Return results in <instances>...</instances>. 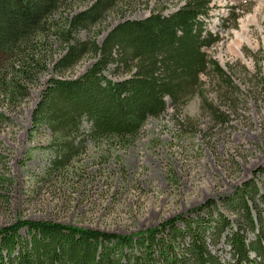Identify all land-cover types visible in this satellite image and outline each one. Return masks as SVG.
<instances>
[{
	"label": "rangeland",
	"instance_id": "374dc122",
	"mask_svg": "<svg viewBox=\"0 0 264 264\" xmlns=\"http://www.w3.org/2000/svg\"><path fill=\"white\" fill-rule=\"evenodd\" d=\"M210 1L206 28L220 42L208 53L237 87H222L221 79L209 72L202 81V97H192L178 113L168 108L163 116L149 119L127 149L89 143L69 168L48 174L52 134L46 127L35 128L32 119L42 90L55 76L53 62L26 99L11 109L0 99V111L9 118L0 121V228L19 220L44 221L136 239L179 217L208 218L205 208L214 203L218 210L212 207L213 217L219 219L220 212L231 228L220 233L206 227L200 233L211 255L231 261L226 237L245 225L241 191L255 184L249 200L252 214H257L255 205L264 208V0ZM94 2L69 0L53 23L64 27ZM183 2L122 0L103 22L77 37L102 44L119 22L144 20L162 8L170 15ZM54 32L52 28L45 53L47 59L54 55L55 62L62 52ZM93 63L88 56L64 77H80ZM115 70L110 66L106 76L113 81L126 78L123 70ZM81 129L88 133L90 125L85 122ZM200 207L199 214L192 212ZM177 227L186 229L181 221ZM243 227L247 242L253 241L249 225Z\"/></svg>",
	"mask_w": 264,
	"mask_h": 264
},
{
	"label": "trees",
	"instance_id": "16d2710c",
	"mask_svg": "<svg viewBox=\"0 0 264 264\" xmlns=\"http://www.w3.org/2000/svg\"><path fill=\"white\" fill-rule=\"evenodd\" d=\"M121 1L95 0L59 27L53 23L54 15L67 8L69 0H0V99L9 109L29 96L31 85L53 62L55 76L42 90L32 119L35 128L46 127L52 134L48 174L69 168L85 154L89 143L127 149L149 119L163 116L168 108L178 113L192 97H202V81L209 72L221 79L222 87L236 86L233 76L208 53L220 42L206 28L210 0H183L170 15H164L162 8L144 20L119 22L102 44L96 38L77 37L79 31L103 22ZM52 28L62 52L55 62L54 55L47 59L45 53ZM88 56L94 63L86 73L74 79L64 77ZM110 66L123 70L126 78L109 79ZM7 119L0 111V121ZM85 122L90 125L88 133L81 129ZM254 190L255 184L246 187L239 200L243 226L249 225L254 240L247 242L242 225L232 231L226 237L230 262L211 255L200 233L206 227H216L220 233L231 228L220 212L219 219L213 217L215 204L211 203L205 208L208 218L179 217L136 239L19 220L0 228V264H264V208L255 205L257 214H252L249 202ZM178 221L186 229L180 230ZM23 230L26 236L21 235Z\"/></svg>",
	"mask_w": 264,
	"mask_h": 264
}]
</instances>
